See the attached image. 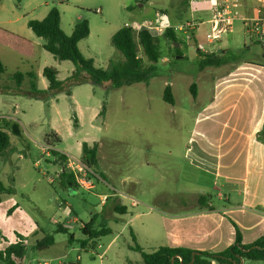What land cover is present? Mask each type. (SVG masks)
<instances>
[{"label": "rangeland", "instance_id": "rangeland-1", "mask_svg": "<svg viewBox=\"0 0 264 264\" xmlns=\"http://www.w3.org/2000/svg\"><path fill=\"white\" fill-rule=\"evenodd\" d=\"M212 6V0H2L0 28L32 42L37 53L36 62L21 58L12 53L17 47L16 39L2 37L0 58L7 68L2 82L11 85L14 73L31 72L38 77V87L46 89L44 68H55L61 81L75 71L71 61L56 60L46 51L45 41L27 25L30 20H43L52 9L60 12L61 27L67 34L76 25L88 23L90 34L79 43L80 51L96 67L106 68L112 61L124 60L123 54L111 43L112 36L124 26L135 23L134 29L138 31L151 25L155 12L161 10L178 27L197 23L206 32L211 29L208 21ZM231 11L235 16L241 9L231 7ZM241 27L242 22L236 20L221 41L208 43L205 37L199 43L209 50L225 47L221 54L224 63L264 62L262 44ZM179 34V45L175 44L179 48L181 43L179 50L171 41L161 39L162 59L148 84L121 88L84 84L74 87L71 97L62 93L47 102L30 99L22 93L0 94V115L12 118L0 122V128L9 134L11 142L8 157H0V181L15 189L13 194H0V251L22 237L26 252L17 264H142L141 255L134 247L137 244L151 251L147 241L154 235L157 215L153 208L157 198L154 193L186 189L192 195L198 191L190 171L183 182L174 180V172L183 162L185 147L195 137L198 113L209 103L203 96L201 103L193 100L190 86L195 83L204 94L215 87L207 80L233 66L219 70L207 68L203 73L206 81H202L198 72L200 60L194 57L197 41L186 31ZM140 56L147 63L142 51ZM182 56L184 59H180ZM167 85L172 88L174 106L163 100ZM104 104L106 112L100 114ZM75 113L81 119L78 118V128L74 127ZM48 140L52 142L50 146ZM84 142L98 144V167L85 177L90 182L88 188L65 190L61 173L72 170L70 157L81 161ZM261 150L264 152V124L252 144L249 189ZM53 151L67 159L60 161ZM122 180H126V185L121 184ZM127 190H132L133 195ZM119 193L130 211L126 215L114 211ZM131 199L145 201L148 207L143 204L134 207ZM93 217L96 220L92 230L105 225L112 233L101 236L96 246L83 250L79 244L86 238L82 228ZM59 225L67 228L68 233L56 232ZM47 235L54 236V245L38 251L37 243ZM70 235L75 237L72 243ZM241 264L262 263L244 260Z\"/></svg>", "mask_w": 264, "mask_h": 264}, {"label": "crops", "instance_id": "crops-1", "mask_svg": "<svg viewBox=\"0 0 264 264\" xmlns=\"http://www.w3.org/2000/svg\"><path fill=\"white\" fill-rule=\"evenodd\" d=\"M217 1L225 0H212V4L215 5ZM227 1L238 3L237 8L241 9L238 21L242 22L241 29L244 33L247 31V21L264 18V11L257 12L258 0ZM212 19L213 10L212 17L208 21L211 25L210 30L204 32L197 23H194V29L187 32L195 42L197 41V51L217 54L221 59L225 47L209 50L199 41L205 37L208 43L221 41L223 35L231 31L233 26L225 29L218 39L209 41L207 35L213 30ZM173 21L166 12L157 10L151 25L146 26L160 34L167 27H171L179 38V32H184L180 30L183 26L178 27L179 24H174ZM136 26L135 23L131 24L133 28ZM2 37L19 38L23 43L34 46L29 40L0 28V40L3 39ZM257 41L264 48V42L258 39ZM173 45L176 47L175 44ZM179 48H182L181 43ZM12 53L36 62L30 56L18 53L15 49ZM194 57L200 60L197 53ZM180 59H184V56ZM226 66L233 67L207 80L215 84L213 89L202 94L197 87V98L193 100L201 103L203 96L204 99L208 98L209 103L203 105V109L198 113L194 129L195 137L191 138L188 146L185 147L183 162L179 164V170L174 172V180L181 183L188 177L190 171L196 180L198 191L192 195H189L191 192L186 189L173 193L162 191L159 195L157 192L154 193L157 198L153 201V208L157 215L154 218V235L150 241H147L151 244V250L167 246L220 253L235 243L238 232L245 245L254 243L264 235V152L262 150L257 158L253 185L251 189L248 188L252 144L264 124V62L244 60L208 68L219 70ZM206 69L198 70L199 79L202 81H206L203 76ZM0 117L12 119L9 115H0ZM78 118L80 119L79 114ZM121 184L126 185V180H122ZM126 192L129 195L134 193L132 190ZM118 195L115 202L122 205L121 193ZM200 195L210 198L211 209L199 205ZM213 198L217 201L214 202ZM108 202L109 200L105 206ZM139 204L148 207L145 201H140ZM129 212L127 209L126 214ZM133 219L134 217L127 223H131ZM119 221L121 218L117 219V222Z\"/></svg>", "mask_w": 264, "mask_h": 264}, {"label": "trees", "instance_id": "trees-1", "mask_svg": "<svg viewBox=\"0 0 264 264\" xmlns=\"http://www.w3.org/2000/svg\"><path fill=\"white\" fill-rule=\"evenodd\" d=\"M2 0H0L1 2ZM146 2L151 0H145ZM28 27L34 34L42 38L44 48L51 53L56 60L71 61L75 66L73 71L64 81L59 80V72L53 67H46L43 70V77L48 82V87L41 90L38 87V77L31 72H16L12 75L13 84H4L2 82L3 75L7 73V68L0 58V94H18L22 93L26 97L35 100L49 101L51 98L64 93L71 97L73 88L84 84L109 86L110 88H121L123 86H131L133 84H148L155 77L157 65L162 59L161 39L165 38L173 44H179V38L173 28L167 27L162 34L150 27L144 26L138 31L131 26H124L119 29L111 38L112 45L118 49L124 56L123 61L110 62L106 68L96 67L94 61L86 58L79 48V43L87 38L90 34L89 25L86 21L76 25L70 35L66 34L61 27V15L57 9H52L43 20H30ZM17 47L15 51L23 52L32 60H36L37 53L34 46L23 43L19 38H15ZM179 50L178 47H175ZM26 50V51H25ZM30 50V51H27ZM144 53L147 63L140 56V52ZM22 54V53H21ZM200 57V69L208 67H220L224 64L217 54H204L200 50L197 51ZM190 92L193 99L197 98V85L193 83L190 86ZM163 100L171 105H175V97L170 85L164 90ZM106 105L104 104L100 114H105ZM74 127H79V120L75 113ZM57 142L61 139L57 138ZM52 142L47 141L50 146ZM98 149L97 143L90 145L87 142L82 144L81 162L90 170L98 167ZM11 152V142L9 134L0 129V157L6 158ZM60 161L67 159L65 155L54 152ZM61 184L65 190L77 191L80 185L76 181L75 174L72 170L69 173L63 170L61 173ZM13 194V187H6L0 181V194ZM200 206L211 209L210 198L206 195H200L198 198ZM114 211L117 214L124 215L127 207L116 203ZM96 217H93L88 224L82 228L85 239L79 242L80 247L85 250L87 247L96 246L97 240L104 235L111 234V229H107L105 225L99 230H92ZM56 232L68 233V229L58 226ZM0 233V238H1ZM75 240L70 235L69 242ZM133 241L136 239L133 237ZM55 243L53 235H47L36 245L38 251H44ZM134 250L140 253L142 264H241L242 260L251 262H261L264 264V235L254 243L245 245L242 242L240 233H237L235 243L220 253L198 252L182 247H159L149 252L145 251L136 244ZM26 252V245L23 238L19 236L16 243L9 244L5 250L0 251V262L3 264H17Z\"/></svg>", "mask_w": 264, "mask_h": 264}, {"label": "built area", "instance_id": "built-area-1", "mask_svg": "<svg viewBox=\"0 0 264 264\" xmlns=\"http://www.w3.org/2000/svg\"><path fill=\"white\" fill-rule=\"evenodd\" d=\"M232 8H237L238 3L231 1H217L213 7V30L207 35L209 41L216 40L220 37L221 33L228 28H231L236 20H238V15L233 16ZM264 11V0H258L257 12L262 13ZM194 23H187L185 26L181 27V31H189L194 29ZM246 29L250 34H253L256 39L264 42V18H257L252 21L246 22ZM4 117H0V121L4 120ZM70 166L75 174L76 181L80 186L87 187L90 182L86 181L85 177L91 173L81 161L70 157ZM75 165V166H74ZM93 174V171H92ZM106 198V196L104 197ZM107 200V199H106ZM105 200V201H106ZM132 206L136 207L139 202L135 199H131Z\"/></svg>", "mask_w": 264, "mask_h": 264}, {"label": "water", "instance_id": "water-1", "mask_svg": "<svg viewBox=\"0 0 264 264\" xmlns=\"http://www.w3.org/2000/svg\"><path fill=\"white\" fill-rule=\"evenodd\" d=\"M176 45L178 46L179 44L176 43ZM243 261V260H242Z\"/></svg>", "mask_w": 264, "mask_h": 264}]
</instances>
